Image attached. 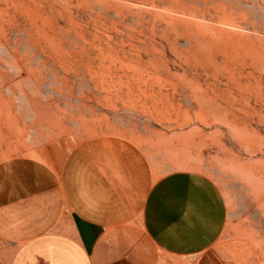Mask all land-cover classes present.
<instances>
[{
    "label": "rangeland",
    "instance_id": "1",
    "mask_svg": "<svg viewBox=\"0 0 264 264\" xmlns=\"http://www.w3.org/2000/svg\"><path fill=\"white\" fill-rule=\"evenodd\" d=\"M102 134L209 176L264 251V0H0V160Z\"/></svg>",
    "mask_w": 264,
    "mask_h": 264
},
{
    "label": "crops",
    "instance_id": "2",
    "mask_svg": "<svg viewBox=\"0 0 264 264\" xmlns=\"http://www.w3.org/2000/svg\"><path fill=\"white\" fill-rule=\"evenodd\" d=\"M227 209L209 176L156 172L126 137L62 136L0 160V264H264L220 238Z\"/></svg>",
    "mask_w": 264,
    "mask_h": 264
}]
</instances>
